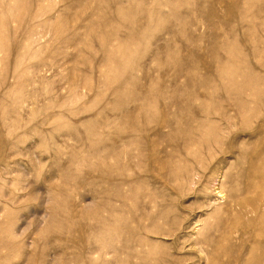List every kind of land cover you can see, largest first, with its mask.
I'll return each instance as SVG.
<instances>
[{
	"label": "rangeland",
	"instance_id": "1",
	"mask_svg": "<svg viewBox=\"0 0 264 264\" xmlns=\"http://www.w3.org/2000/svg\"><path fill=\"white\" fill-rule=\"evenodd\" d=\"M263 174L264 0H0V264H264Z\"/></svg>",
	"mask_w": 264,
	"mask_h": 264
},
{
	"label": "bare ground",
	"instance_id": "2",
	"mask_svg": "<svg viewBox=\"0 0 264 264\" xmlns=\"http://www.w3.org/2000/svg\"><path fill=\"white\" fill-rule=\"evenodd\" d=\"M228 118V117H227ZM211 134H212V132H211ZM215 138H217V136L215 135L214 136ZM214 141H216L215 143H217V142H219V140H218V138H217V140L215 139ZM258 168V167H257ZM262 171V170H261ZM260 171V172H261ZM191 175V176H190ZM190 175H189V177H190V179L192 180V178H193V176H194V174H192V172L190 173ZM259 178H261V176H258ZM262 180L261 181H259L260 183H262V181L264 180V174L262 175V178H261ZM256 182H258V180L256 181ZM253 184H254V182H253ZM263 185V184H262ZM256 186V185H255ZM260 186V185H259ZM220 189H222V186H221V188ZM248 190V193L250 194L251 192H250V190L249 189H247ZM253 192V191H252ZM220 193H223V190H221L220 192H219V194ZM245 194H247L246 192H245ZM264 195V194H263ZM251 197V196H250ZM234 200V199H233ZM262 200V199H261ZM252 201V200H251ZM234 205L236 206V207H240V208H242V209H246V210H248L249 209V212L250 213H255V211L256 210H258V208H257V206L256 205H254V204H249V202L247 203V201H246V199L244 198V195H241V196H239V197H236L235 198V200H234ZM264 207V206H263ZM264 209V208H263ZM257 212V211H256ZM256 245V244H255Z\"/></svg>",
	"mask_w": 264,
	"mask_h": 264
}]
</instances>
